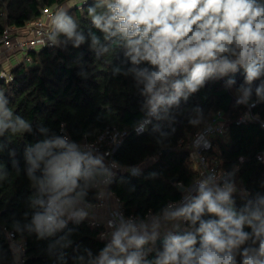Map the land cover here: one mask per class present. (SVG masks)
<instances>
[{"label": "clouds", "instance_id": "1", "mask_svg": "<svg viewBox=\"0 0 264 264\" xmlns=\"http://www.w3.org/2000/svg\"><path fill=\"white\" fill-rule=\"evenodd\" d=\"M84 3L86 9L82 6L80 10L86 11L85 18L90 23L87 33L96 59L115 49L122 50L124 62L131 67L117 66L112 75L133 76L139 94L145 98L143 108L148 110L147 115L158 120L165 118L181 98L187 100L209 80L241 69L244 83L237 89V104H248L253 89L258 101H264V0ZM49 19L52 29L48 38L53 44L72 41L78 48L86 42L85 30L66 7L57 8ZM97 32L105 44H101ZM235 82L234 78L227 81L229 86ZM7 104L0 90V137L7 133V143H13V137L23 138L25 132L32 130L31 122L14 116ZM256 119H260L259 113ZM240 159L243 161L244 157ZM258 159L264 163V157ZM102 160V156L82 151L77 142L69 143L66 137L45 139L27 148V175L33 186H38L31 206L43 209L35 213L32 221L38 238L64 228V217L75 218L77 223L88 218L85 208L94 207L85 199L88 189L106 185L110 175ZM37 170L41 177L34 175ZM238 170V165H234L228 175L234 176ZM199 174L203 176V172ZM222 176L223 169L197 180L196 195L175 210L165 206L164 220L172 223V229L167 230L164 225L162 248H156L161 235L159 223L149 226L138 216L135 219L139 223H135L133 217L125 220L121 215L119 226L99 256L92 258L89 251L87 261L82 255L75 258L77 264H264V196L257 193L237 207L233 197L237 181L220 184L218 178ZM260 187L264 188V181ZM240 191L251 196L245 188ZM97 198H104L102 188ZM108 226H113L111 220Z\"/></svg>", "mask_w": 264, "mask_h": 264}, {"label": "trees", "instance_id": "2", "mask_svg": "<svg viewBox=\"0 0 264 264\" xmlns=\"http://www.w3.org/2000/svg\"><path fill=\"white\" fill-rule=\"evenodd\" d=\"M72 1L0 0L5 14V24L0 21V36L6 26L23 28L39 20L43 10L63 7ZM82 6L87 7L85 3ZM81 7L74 6L68 11L85 30L84 44L77 48L68 41L59 43L56 49H39L31 53L34 64H21L12 70V82L0 79V90L8 101L6 106L13 110L14 116L28 119L32 129L23 138L13 137V143H7V133L0 137V177H4L0 179V264H19L8 232H14L17 240L26 242L24 264H77L75 258L82 255L87 261L89 251L92 258L98 257L107 244L101 237L104 229L92 227L88 220L77 223L75 218L64 217V228L38 238L32 221L35 213L43 209L39 205L31 206V200L38 195V186H33L27 175L30 167L27 148L45 139L61 137L63 125L71 139L80 144L85 140L95 141L107 128L132 131L148 116V110L143 108L145 98L139 94L133 76L112 75V69L117 66L131 67L124 62L122 50L115 49L96 59V50L91 48L87 33L90 23ZM97 35L101 44H105L102 34L97 32ZM230 78L236 81L231 86L227 83ZM243 83L242 69L213 78L187 100L181 98L165 118L158 120L153 116L143 135L131 132L114 160L123 169L140 166V171L133 174L123 170L110 185V192L121 200L126 216L143 219L149 209L159 215L166 205L184 196L180 185L188 188L201 179L199 170L190 166L193 161L190 150L179 144L195 136L218 113L226 117L229 134L213 141L209 156H219L223 167L230 172L238 165L239 170L231 178L237 181V192L233 194L237 207L257 193L264 196V188L260 187L264 181V164L257 159L264 150V130L253 122L237 125L248 105L254 102L257 103L254 113L264 118V101H258L253 89L248 104H237L240 99L237 89ZM161 116H164L162 112ZM240 157H244L242 162ZM34 175L41 177L42 173L37 170ZM241 188L251 192V196L246 197ZM85 199L95 204L97 190L89 188Z\"/></svg>", "mask_w": 264, "mask_h": 264}, {"label": "built area", "instance_id": "3", "mask_svg": "<svg viewBox=\"0 0 264 264\" xmlns=\"http://www.w3.org/2000/svg\"><path fill=\"white\" fill-rule=\"evenodd\" d=\"M84 4V0L78 5L81 7ZM57 8H48L42 11L41 18L33 23H27L23 28H17L14 26H6L3 34L0 36V79L8 82L14 80L12 73L13 69L5 68L1 65L2 57H8L9 54L15 55L17 52L23 54L22 60L18 63V66L21 64H34L31 53L36 52L39 49H56L59 47V43L53 44L48 38V34L52 29L50 24L51 15L57 10ZM3 15H5L3 13ZM257 106V103L248 105L247 112L239 118L237 125H244L250 122L257 123L261 127V122H264V118L260 116V119L257 120V114L254 113V108ZM218 113L214 116L213 120L204 126L195 136L191 137L188 141L181 140L179 146L181 148H186L190 150V158L198 164L199 172H203L201 179H206L210 174L215 175L221 169H223V176L218 178V183L223 184L225 181L230 180L232 176H229V173H232L223 167V163H219V156L213 155L209 156V153L213 150V141L218 138H226L229 134V125L226 117L219 115ZM153 116H147L142 122H140L132 131L129 130H119L117 128H107L103 131L95 141L85 140L84 142L78 144L82 151L91 152L93 156H102L103 164L107 169L110 175H107L108 183L106 185H101L97 190V193L101 190H104V198L98 199L94 207H88L87 209H106L107 216L104 224H99L93 221H88L92 227H98L104 229L101 237L107 243L110 242L111 234L116 227L119 226V220L121 215L125 220L130 216H126L125 209L121 200L115 195H109L110 185L113 183L117 175L123 170L131 172L133 174L140 171V166L129 167L123 169L115 160L114 155L124 144L126 138L131 134L143 135L146 133L152 123ZM262 128V127H261ZM264 130V128H262ZM67 138L68 142L71 143L73 140L66 132L64 125L62 126L61 138ZM211 145L210 147L208 145ZM108 153L105 155V153ZM259 157H264V150L258 154ZM257 156V159H258ZM157 158H153L156 160ZM215 161V163H213ZM241 161V159H240ZM259 162L261 160L258 159ZM242 162V161H241ZM262 163V162H261ZM264 164V163H263ZM115 165V166H114ZM212 170V171H210ZM181 187V185H180ZM197 184H193L190 187H185L184 196L175 202H170L171 210H175L177 207L181 206L184 203H187L193 196L196 195ZM118 198V199H117ZM134 219L135 223H139V220H144L149 226L153 223H159L160 219L164 217L162 212L159 215H154L153 213L147 214L145 218L136 220L135 216H131ZM153 217L155 220H153ZM67 219V217H66ZM74 219V218H73ZM87 220V219H86ZM112 221L113 226H108V221ZM9 239L14 244L16 248V254L18 256L19 264L25 263V252L27 250V244L24 240H17L16 234L14 232H8ZM163 239V238H162ZM160 239V240H162ZM157 242V241H156Z\"/></svg>", "mask_w": 264, "mask_h": 264}, {"label": "crops", "instance_id": "4", "mask_svg": "<svg viewBox=\"0 0 264 264\" xmlns=\"http://www.w3.org/2000/svg\"><path fill=\"white\" fill-rule=\"evenodd\" d=\"M82 1L79 0L78 2H75L74 6H78L80 5ZM69 5V3H68ZM63 7H67V4L64 5ZM68 8V7H67ZM70 8H68L69 10ZM16 56V57H15ZM23 58V54L21 52H17L15 53V55H11L9 54L8 57H2L1 59V65L5 68L8 69H14L15 67L18 66V63L22 60ZM89 213V216L87 218L88 221H93L99 224H104L105 220H106V216H107V210L104 209H97V208H93V209H87L85 210ZM159 224L161 225V228L159 229L161 235L157 240H160L163 238V234L165 231V227L164 225L167 226V230H171L172 229V223L171 222H166L164 220V217L162 219H160ZM184 225H181V230L183 229ZM102 228V227H101Z\"/></svg>", "mask_w": 264, "mask_h": 264}, {"label": "rangeland", "instance_id": "5", "mask_svg": "<svg viewBox=\"0 0 264 264\" xmlns=\"http://www.w3.org/2000/svg\"><path fill=\"white\" fill-rule=\"evenodd\" d=\"M78 1H79V0H74V1H72L71 3H69V5L67 4V7H68V8H72V7H74L75 2H78ZM81 1H83V0H81ZM67 7H66V8H67ZM68 8H67V10H68ZM3 12H4L3 8L0 7V21H1L3 24H5V15H3ZM15 57H16V56H15ZM190 166H191V168H192L193 170H199L198 164H197L195 161H191V162H190Z\"/></svg>", "mask_w": 264, "mask_h": 264}, {"label": "water", "instance_id": "6", "mask_svg": "<svg viewBox=\"0 0 264 264\" xmlns=\"http://www.w3.org/2000/svg\"><path fill=\"white\" fill-rule=\"evenodd\" d=\"M173 182H176V179H174ZM180 190H181V192H185V187L181 186L180 187ZM162 243H163V239L162 240H157V242H156V248H157V246H159Z\"/></svg>", "mask_w": 264, "mask_h": 264}]
</instances>
